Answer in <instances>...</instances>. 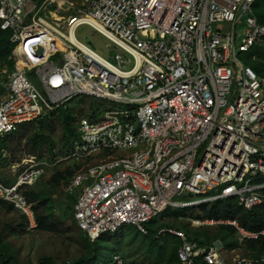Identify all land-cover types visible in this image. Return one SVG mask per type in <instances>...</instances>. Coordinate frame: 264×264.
Instances as JSON below:
<instances>
[{"label":"built area","instance_id":"1","mask_svg":"<svg viewBox=\"0 0 264 264\" xmlns=\"http://www.w3.org/2000/svg\"><path fill=\"white\" fill-rule=\"evenodd\" d=\"M257 1L0 0V29L16 44L11 64L0 65V138L69 110L76 98L108 103L75 123L62 159L83 164L65 192L78 193L74 219L91 242L126 225L147 236L146 225L170 208L225 198L245 210L264 206V74L240 57L264 49ZM81 26L103 35L121 62L73 42ZM27 166L12 185L0 180V199L33 227L23 192L45 172L34 159ZM221 224L235 228L240 245L264 236L236 219L193 221ZM157 236L180 242L178 264L263 262L227 259L223 246L200 245L173 226L158 227ZM109 264L127 260L115 253Z\"/></svg>","mask_w":264,"mask_h":264},{"label":"rangeland","instance_id":"2","mask_svg":"<svg viewBox=\"0 0 264 264\" xmlns=\"http://www.w3.org/2000/svg\"><path fill=\"white\" fill-rule=\"evenodd\" d=\"M75 1L77 0H73V2ZM65 2L70 3V0H65ZM253 8L257 16L261 12V9L256 4H254ZM243 30V25H239L237 32L240 34ZM75 37L80 43L93 48L103 58L114 64L120 63L122 53L112 47L109 41L93 28L81 26L77 30ZM15 45L11 43L12 48ZM250 53H240L241 60L244 63L248 62V55ZM115 58H118V61ZM260 62L261 60L258 61V63ZM4 64V62L0 61V65ZM100 102L102 101L85 97L76 98L67 105L69 106V113L74 114L76 123L82 117L94 118L103 106L98 107L99 111L96 114L91 111V107L101 105ZM81 107L85 110L83 113H80ZM62 119L58 115L53 116V120L51 121L53 128L49 130L45 127V132L52 139L44 140L41 144L34 142L32 139L36 132L39 131V124L33 123L19 127L10 138H7L5 143L6 148L0 152V180L3 183H10V185L14 183L22 171L28 167L27 163L33 159L34 162L39 163L43 167L45 174L34 186V190L41 193L44 192L45 195H42L43 199L48 198V196L52 199L46 203L44 208H40L39 211L63 217V226L59 227L60 232H45L38 229L37 223L31 227L30 223L23 219L18 211L0 207V245L6 246L8 252L13 254L21 264H40L41 258L44 257L52 258L56 264H71L83 257L86 258L89 253L90 239L78 228L72 212L70 210L67 211L66 207L59 209V203L65 204L67 202V197L65 196L66 182H63L60 187H52L50 183V177L55 173L54 171H65L68 166L79 165L81 167L83 165L82 163L76 164L62 160L66 145L64 137L70 134L75 139L78 135L77 126L76 130L72 133L65 129ZM52 142L54 143V147L51 148L50 144ZM84 164L89 163L86 162ZM28 189L24 190L23 194ZM77 194H75V198H77ZM34 205L38 206L39 204L37 202ZM66 212H68V215H66ZM184 213L186 216L181 217L182 219L160 216L147 224L146 227L148 229H155L159 225L173 226L185 230L190 237L197 239L199 242L202 241L206 244L215 242L214 240L219 230L218 225L194 228L193 221L197 220V218H192V215L196 214V212L188 208ZM120 230L124 231L118 232L117 237H120L119 240L109 237L99 242L98 257L95 264H109L115 253H122V256L127 260V264H168V256L174 246L171 236L166 240L170 244L168 249L163 257H159L156 251L154 253L149 250L147 241L144 240L142 242L141 237L143 234L138 231L136 226L126 225ZM134 236H137V238H134ZM230 238L231 241L226 240L221 250L224 257L228 259L232 255L238 254L251 258L248 248L245 245H240L238 236H231ZM174 241L179 243L178 240ZM234 241L238 243V248ZM233 243L236 246L232 247L231 244Z\"/></svg>","mask_w":264,"mask_h":264},{"label":"trees","instance_id":"3","mask_svg":"<svg viewBox=\"0 0 264 264\" xmlns=\"http://www.w3.org/2000/svg\"><path fill=\"white\" fill-rule=\"evenodd\" d=\"M255 4L258 8L261 9V12L257 15V19L259 23L264 24V0H259ZM10 37H11V34L9 32H5L0 29V61L6 64H11V62L9 61V57L12 53L13 48L11 47ZM254 56H256L258 60H254L253 59ZM259 60H261L260 63H258ZM247 61H248L247 63L250 66H252L258 74L260 75L264 74V49L263 48H255L248 55ZM100 103L101 105L91 107V111L94 112L95 114L99 111L98 107L100 106L102 107L103 105L108 106V103L105 104L103 101ZM84 111H85L84 108L81 107L80 113H83ZM100 111H101V108H100ZM54 115L55 114H50L43 119L37 120L32 123H28L22 126H27L33 123L37 125L39 124L40 125L38 129L39 131L36 132V134L32 137V139L34 140V142H39L41 144V142L44 140L52 139L51 136L45 132V129H46L45 127H47L49 130L53 128V126L51 125V121L53 120ZM58 116L63 118L62 123L64 124V127L66 130H69L72 133L74 132V130H76V124H75L76 118L74 114L69 113V110L67 111V110L61 109L58 112ZM12 135L13 133L0 138V152L2 149L6 148V144H5L6 140L7 138H10V136ZM64 140L67 145L71 142V140H75V139H70L68 136L67 137L65 136ZM50 147L51 148L54 147L53 142L50 144ZM75 166H68V168H66L65 171H54L55 173H53L50 177L51 186L60 187L63 182H66V184L70 182L71 178L75 174V171L79 168V165H75ZM5 184L7 186H10V183H5ZM42 195H45V193L37 192L36 190H34V187L29 188L27 192L25 193V197L27 198L29 203L35 204L38 202L39 204L38 206H35V205L33 206L34 216H35L38 229L41 231H45V232H60L59 227L63 226V221H62L63 217L57 216L56 214H53V213H51L50 215L47 213H41L39 211L40 208H44L46 203L52 199L49 196L48 198L43 199ZM65 196L67 197V202L65 204L59 203V209H64L66 207L67 211L70 210L74 216L73 206L75 202L77 201V198H75V196H69L67 194ZM0 207L4 209L16 210L12 204L4 200H1V199H0ZM191 209L193 210V212L194 211L196 212V214L194 213L192 215V218L215 219V220L237 219L240 225L249 232L259 233L264 230V206H258L248 211V210H244L243 208L238 207V204L235 200L224 199V200L213 202L211 204L197 206ZM187 210L188 208L187 209L170 208L166 211V213L163 216L176 217V219H178L181 217H185L186 215L184 212ZM66 215H68V212H66ZM22 217L23 219L28 221L26 217L24 216ZM161 226H168V225H159L158 227H161ZM158 227L155 229L149 228V235L147 236L142 235L141 240L142 242L144 240L148 242V247L150 251H153L154 253L156 251V254H158L159 257L160 256L163 257V255L165 254L170 244H169V241H166L168 239L157 236ZM218 229H219L218 234L216 235L214 241L220 240L223 244L226 240L231 241L230 237L231 236L234 237V234L236 233L235 229L230 226L220 225L218 226ZM120 231H124V230H119L118 232ZM118 232L114 234L102 235L100 239H98L95 242L90 243L89 241V253L86 256V258L83 257L71 264H95L96 259L98 257L99 242L109 237L117 238V240H119L120 237H117ZM134 238H137V236H134ZM189 238L191 241L198 242L200 245L206 244L205 242H202V241L199 242L197 239L192 238L190 236ZM174 240L176 239L174 238ZM164 241L166 242L163 243ZM173 242H174V246L171 249L170 255L169 256L167 255L168 264H178L179 263L177 251H178L180 242L179 243L177 241L176 242L173 241ZM235 243L231 244V246L234 247L237 245V248H238V243L234 245ZM244 245L250 251L251 258L260 259L261 257H264V236H260L258 239H246ZM0 264H21V263L13 254L8 252V249L6 248V246L0 245ZM27 264H31V263H27ZM40 264H56V263L54 262L52 258L44 257V258H41Z\"/></svg>","mask_w":264,"mask_h":264},{"label":"clouds","instance_id":"4","mask_svg":"<svg viewBox=\"0 0 264 264\" xmlns=\"http://www.w3.org/2000/svg\"><path fill=\"white\" fill-rule=\"evenodd\" d=\"M81 98H83V97H81ZM16 180H17V178H16ZM16 180H15V182H16ZM13 184V183H12ZM11 184V185H12ZM34 187V186H33ZM30 188H32V187H30ZM28 189V188H27ZM26 190V189H25ZM225 199H231V200H235L236 202H237V200L235 199V198H225ZM2 200V199H1ZM220 200H224V199H220ZM217 201H219V200H217ZM214 202H216V201H214ZM213 203V202H212ZM211 204V203H210ZM237 204H238V202H237ZM202 205H206V204H202ZM197 206H201V205H196V206H191V207H179V208H172V209H187V208H192V207H197ZM239 207V206H238ZM241 208V207H240ZM244 209V208H243ZM254 209V208H253ZM245 210V209H244ZM252 210V209H251ZM17 211V210H16ZM248 211H250V210H248ZM179 219V218H178ZM180 219H182V218H180ZM197 220H206V219H197ZM228 220V219H227ZM237 220V219H236ZM194 221H196V220H194ZM221 225H223V224H221ZM218 226H220V225H218ZM225 226H229V225H225ZM205 227H207V226H204V227H200V228H205ZM209 227H212V226H209ZM230 227H232V226H230ZM194 228H199V227H194ZM233 228V227H232ZM179 229H181V228H179ZM235 229V228H234ZM245 229V228H244ZM183 230V229H182ZM246 230V229H245ZM185 231V230H184ZM236 231V230H235ZM247 231V230H246ZM264 231V230H263ZM186 232V231H185ZM189 235V234H188ZM234 236H237L236 235V233L234 234ZM262 236V235H261ZM166 239L168 238V237H165ZM240 238V237H239ZM100 239V238H99ZM248 239H250V238H248ZM246 240V239H245ZM97 241V240H96ZM216 241H220V240H216ZM215 241V242H216ZM222 243V242H221ZM222 246H224V244L222 243ZM261 259H263V262L262 263H260V264H263L264 263V257H261L260 258V260Z\"/></svg>","mask_w":264,"mask_h":264},{"label":"bare ground","instance_id":"5","mask_svg":"<svg viewBox=\"0 0 264 264\" xmlns=\"http://www.w3.org/2000/svg\"><path fill=\"white\" fill-rule=\"evenodd\" d=\"M95 26H96L98 29L101 30V26H99L98 24H95ZM71 39H72V41L75 42V43H76V42H79V41L76 39L75 35H72ZM78 45H79V44H78Z\"/></svg>","mask_w":264,"mask_h":264},{"label":"water","instance_id":"6","mask_svg":"<svg viewBox=\"0 0 264 264\" xmlns=\"http://www.w3.org/2000/svg\"><path fill=\"white\" fill-rule=\"evenodd\" d=\"M111 46H112V45H111ZM112 47H113V46H112ZM120 62H121V60H120ZM215 246L218 247L219 249L222 248V243H221V241H216V242H215Z\"/></svg>","mask_w":264,"mask_h":264},{"label":"crops","instance_id":"7","mask_svg":"<svg viewBox=\"0 0 264 264\" xmlns=\"http://www.w3.org/2000/svg\"><path fill=\"white\" fill-rule=\"evenodd\" d=\"M169 239V238H168ZM172 241H174V237H172Z\"/></svg>","mask_w":264,"mask_h":264}]
</instances>
